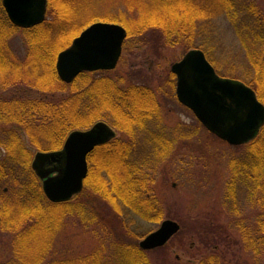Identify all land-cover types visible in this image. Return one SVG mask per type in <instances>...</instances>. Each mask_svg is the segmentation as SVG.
Segmentation results:
<instances>
[{
	"label": "rangeland",
	"instance_id": "obj_1",
	"mask_svg": "<svg viewBox=\"0 0 264 264\" xmlns=\"http://www.w3.org/2000/svg\"><path fill=\"white\" fill-rule=\"evenodd\" d=\"M61 1L51 0L54 14L61 7ZM202 1L80 0L76 7L80 8L77 15L81 12L84 19L81 18V28L79 26L75 30L73 38L95 22L115 23L129 28L130 33L123 42L116 67L111 71L87 73L109 77L121 89L137 85L155 93L159 125L166 131L164 133L171 144L166 148L169 149L166 158L161 160L163 150H159L156 154L160 158L151 160L149 164L155 180L151 194L160 206L162 220L158 223L143 221L125 209H121L118 218L111 219L110 211L95 202L89 210L72 214L28 204L29 207L17 208L13 213L21 223L15 219L16 227H0V264H130L125 260L127 254L124 252L130 246L138 247L139 242L164 220L177 222L180 230L159 250L143 251L149 264H202L210 259L214 264H256L244 251L239 234L230 229L239 219L253 224L256 209L241 192L238 194L239 217L234 219L223 203L225 183L229 178L228 161L233 156H239L243 146L251 141L231 146L209 133L192 112L178 102L176 80L170 67L181 60L188 50L199 49L219 76L255 86L264 101V0H231V9L222 14H210L208 8L199 10ZM192 3L195 10L190 7ZM206 3L207 0L204 5ZM157 16L164 20V27L144 28V23L153 22ZM100 17L116 19L117 22ZM47 18H50L49 14L45 20ZM16 28L19 31L13 37L11 49L21 61L25 56V47L22 29ZM71 41L59 52L68 48ZM60 82L64 85L72 83ZM250 85L247 86L252 89ZM50 92L55 93L41 95L32 90L28 96H54L56 99L67 95V92ZM65 113L73 118L71 107ZM103 122L115 131L114 139L127 140L110 120ZM40 130L42 139L38 140L50 141L46 137L48 133ZM17 131L23 146L32 156L41 152L34 150L26 130ZM182 131L186 134L184 137H180ZM138 150L141 153L142 148ZM166 152L163 153L166 155ZM97 159L101 167L110 169L105 163L107 159ZM97 168L100 166L97 165ZM96 174L88 183L101 187L103 172L100 175L96 171ZM109 174L116 184L117 175L110 171ZM36 179L42 191L41 182ZM84 182H87V176ZM109 219L114 220L110 221L112 224ZM216 225L226 228L228 233L214 234L211 228ZM119 243L124 245L118 247ZM261 262L264 264L263 259L258 261Z\"/></svg>",
	"mask_w": 264,
	"mask_h": 264
},
{
	"label": "trees",
	"instance_id": "obj_2",
	"mask_svg": "<svg viewBox=\"0 0 264 264\" xmlns=\"http://www.w3.org/2000/svg\"><path fill=\"white\" fill-rule=\"evenodd\" d=\"M204 1L198 9L203 11L202 9L208 8L210 14H222L232 7L231 0H207L205 5ZM79 2L80 0H63L54 14L51 0H47L46 17L49 14L50 18L32 28L21 30L25 56L19 61L11 49V42L19 29L10 23L0 1V227H16L14 221L17 219L18 222V216L13 214L14 211L20 207H29L28 204L72 214L83 209L89 210L92 202H95L110 211L111 219L118 218L121 209H125L143 221L158 223L162 220L160 206L151 194V186L155 180L149 164L151 160L153 162L155 158H160L156 154L159 150L166 152L171 144L164 133L166 131L159 125L155 93L147 87L137 85L121 89L111 78L94 76V73L82 72L70 85L61 83L57 76L56 56L62 47L69 45L75 36V30L79 26L81 28L84 19L81 12L77 15L80 11V8H76ZM194 6L195 4H190V7ZM161 18L157 16L153 22L144 23V28L158 25L164 27V20ZM100 19L117 22L108 17ZM126 30L128 35L129 28ZM252 68L256 73L254 65ZM252 89L264 105L256 87L253 86ZM32 90L41 95L55 93L50 92L51 90L67 92V95L56 99L54 96L30 98L28 94ZM70 107L73 118L65 113ZM107 120L127 140L113 139L97 146L88 155L87 182H84L82 192L71 201L56 204L47 202L30 168L33 156L23 146L17 129L28 132L35 151L50 152L59 150L71 131ZM38 127L48 133L46 137L50 141L46 143L45 140H38L42 139ZM182 134L180 137L186 135L184 132ZM139 147L142 148L141 153ZM163 152L161 160L169 154V151L166 155ZM97 158L107 159L108 162H103L109 164L110 169L101 167ZM228 168L229 178L225 183L223 203L230 215L234 219L240 216V192L246 194L244 196L256 209L253 224L249 225L239 219L230 229L239 234L244 251L253 261L263 264L258 261L264 260V125L258 136L243 146L239 156L230 158ZM96 171L100 175L103 172L101 187L88 183L92 177L97 176ZM109 171L117 175L116 184ZM5 187L6 190L3 191ZM110 221L114 220L109 219L112 224ZM225 229L219 225L211 228L216 235L228 233ZM123 245L117 244L118 247ZM124 253L127 254L124 256L125 260L130 264H149L144 252L135 245L128 247ZM117 255L122 257L121 254ZM202 264L214 263L210 259Z\"/></svg>",
	"mask_w": 264,
	"mask_h": 264
},
{
	"label": "water",
	"instance_id": "obj_3",
	"mask_svg": "<svg viewBox=\"0 0 264 264\" xmlns=\"http://www.w3.org/2000/svg\"><path fill=\"white\" fill-rule=\"evenodd\" d=\"M10 23L29 29L46 18L47 0H1ZM127 32L119 24L95 22L73 38L56 57L57 75L71 83L82 72L113 70L121 56ZM175 76V96L199 123L218 139L231 146L252 141L264 125V105L253 89L236 79L221 77L199 49H190L170 67ZM115 137L103 121L87 130L70 132L61 149L36 152L30 163L41 182L42 192L51 203H63L78 195L88 173L87 156L97 146ZM180 230L172 220L159 227L138 244L142 251L163 247Z\"/></svg>",
	"mask_w": 264,
	"mask_h": 264
}]
</instances>
